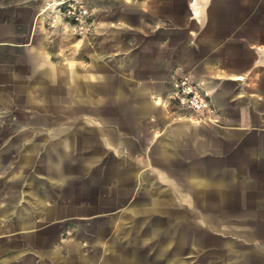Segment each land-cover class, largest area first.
Masks as SVG:
<instances>
[{
    "label": "crops",
    "instance_id": "crops-1",
    "mask_svg": "<svg viewBox=\"0 0 264 264\" xmlns=\"http://www.w3.org/2000/svg\"><path fill=\"white\" fill-rule=\"evenodd\" d=\"M48 1L0 0V264H264V0H83L84 37Z\"/></svg>",
    "mask_w": 264,
    "mask_h": 264
},
{
    "label": "built area",
    "instance_id": "built-area-1",
    "mask_svg": "<svg viewBox=\"0 0 264 264\" xmlns=\"http://www.w3.org/2000/svg\"><path fill=\"white\" fill-rule=\"evenodd\" d=\"M50 12V26L57 20L71 24L73 32L79 36H89L95 28V21L91 10L83 0H49L42 12ZM170 107L177 112H185L187 119L199 123L217 124V110L210 93L203 89L193 75L182 70H175L170 81V88L166 95Z\"/></svg>",
    "mask_w": 264,
    "mask_h": 264
},
{
    "label": "rangeland",
    "instance_id": "rangeland-1",
    "mask_svg": "<svg viewBox=\"0 0 264 264\" xmlns=\"http://www.w3.org/2000/svg\"><path fill=\"white\" fill-rule=\"evenodd\" d=\"M231 225L233 227H235L238 230H245V231H249V232H255V234H260L262 236V234H264V217H260V216H246V217H242V216H235V217H231ZM207 227H211V224L207 225ZM227 236V235H224ZM236 238H239V236L237 235H232ZM242 238V237H241ZM249 243L256 245V251L258 252H262L264 253V243H262V239L261 237L258 240H251L249 241ZM248 253L247 249L241 250L239 251L237 254L240 257L245 256ZM217 254V253H214ZM219 255H222V250H219Z\"/></svg>",
    "mask_w": 264,
    "mask_h": 264
}]
</instances>
